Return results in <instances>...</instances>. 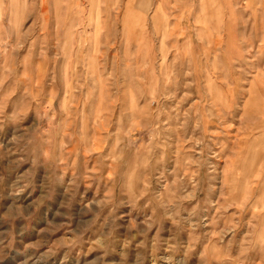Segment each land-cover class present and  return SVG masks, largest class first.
Instances as JSON below:
<instances>
[{"label": "rangeland", "instance_id": "1", "mask_svg": "<svg viewBox=\"0 0 264 264\" xmlns=\"http://www.w3.org/2000/svg\"><path fill=\"white\" fill-rule=\"evenodd\" d=\"M0 264H264V0H0Z\"/></svg>", "mask_w": 264, "mask_h": 264}]
</instances>
